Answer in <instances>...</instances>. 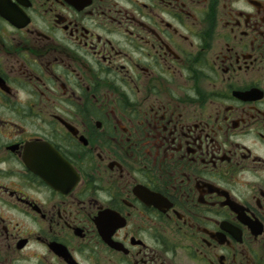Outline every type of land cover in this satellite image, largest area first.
I'll return each instance as SVG.
<instances>
[{
    "label": "flooded vegetation",
    "instance_id": "1",
    "mask_svg": "<svg viewBox=\"0 0 264 264\" xmlns=\"http://www.w3.org/2000/svg\"><path fill=\"white\" fill-rule=\"evenodd\" d=\"M0 264H264V0H0Z\"/></svg>",
    "mask_w": 264,
    "mask_h": 264
}]
</instances>
